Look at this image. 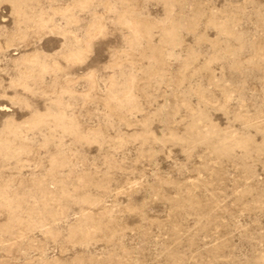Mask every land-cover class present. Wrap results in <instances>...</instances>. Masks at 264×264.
<instances>
[{"label":"rangeland","instance_id":"1","mask_svg":"<svg viewBox=\"0 0 264 264\" xmlns=\"http://www.w3.org/2000/svg\"><path fill=\"white\" fill-rule=\"evenodd\" d=\"M0 264H264V0H0Z\"/></svg>","mask_w":264,"mask_h":264}]
</instances>
